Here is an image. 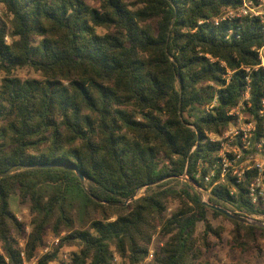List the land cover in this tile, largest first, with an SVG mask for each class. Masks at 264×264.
<instances>
[{"label":"trees","instance_id":"16d2710c","mask_svg":"<svg viewBox=\"0 0 264 264\" xmlns=\"http://www.w3.org/2000/svg\"><path fill=\"white\" fill-rule=\"evenodd\" d=\"M0 5V264H23L22 252L36 264H57L63 253L70 264H141L158 232L164 245L148 264H210L205 253L225 233L211 222L219 218L244 250L264 239L263 228L208 206L253 213L249 177H228L208 204L196 179L198 166L205 176L216 161L210 136L229 128L247 87L250 112L260 109L259 18L216 24L238 0ZM22 69L38 78H19ZM14 195L29 209V234ZM170 200L180 208L167 216ZM48 229L60 241L41 256Z\"/></svg>","mask_w":264,"mask_h":264},{"label":"built area","instance_id":"2783aa9c","mask_svg":"<svg viewBox=\"0 0 264 264\" xmlns=\"http://www.w3.org/2000/svg\"><path fill=\"white\" fill-rule=\"evenodd\" d=\"M238 1L239 6L227 10L219 19L215 20L216 24L240 18H259L264 24V0ZM6 41L10 42L8 37ZM256 52L261 64L255 70L261 68L264 71V47ZM247 71L249 72L250 69ZM247 82L250 83L249 78H247ZM216 102L217 98L207 110L212 109ZM251 108L250 88L247 87L239 104L228 112V116L231 118L229 128L221 135L210 136V142L218 146L216 161L211 166L206 165L208 172L205 176L201 173L202 166H198L196 179H203L208 186V191L211 192L215 186L225 183L228 177L234 179L237 184L249 177L248 198L255 211L242 213L240 216L242 215L241 217L248 221L264 223V96L256 115L250 112ZM214 179L217 181L210 185ZM185 180H189L187 176H185ZM59 241V238H54L40 251L41 256L48 254ZM21 247L23 248V245ZM21 258L23 264H36L37 262L35 260L28 263L24 252L21 253ZM154 260L155 251L151 249L141 264L153 263ZM114 262L118 263L117 257ZM60 263L70 264L69 253H63L60 256Z\"/></svg>","mask_w":264,"mask_h":264},{"label":"rangeland","instance_id":"374dc122","mask_svg":"<svg viewBox=\"0 0 264 264\" xmlns=\"http://www.w3.org/2000/svg\"><path fill=\"white\" fill-rule=\"evenodd\" d=\"M93 6H99V3L95 1H89ZM0 20L1 22H7V18L4 14L3 7L0 5ZM19 78L22 79H30V78H38V76L30 69H22L19 70L16 74ZM201 198L207 204L209 203V198L211 196L210 191H205L202 189H198ZM146 193V190L143 189L139 192L138 197L143 196ZM129 202L125 203L124 206H127ZM11 207L15 212L17 218L21 222L27 223L26 234L31 232V228L28 225L30 223L31 217L29 213V209L27 206L23 205L20 201L19 196L14 195L11 200ZM180 208L179 202L176 200H170L168 204V210L166 215L169 216L170 214L176 212ZM116 218H112L115 220ZM212 224L215 227H223L225 229V233L223 235V241L219 244L212 252L205 253V259L209 261L210 264H264V239H259L256 243L249 245L247 249H243L240 246H237L236 243L233 241L231 236V231L234 229L233 225L223 219H211ZM203 225L201 224L198 228V234L203 230ZM66 233H63L61 237H64ZM55 237L53 236L52 230L48 229L47 235L45 237L46 244H50L51 241ZM23 245L25 247V242L22 241L20 243V247ZM164 242L160 241L159 232L155 235L153 242L150 246V250L153 249L156 253L157 248L163 247ZM22 248V247H21ZM57 264H61L58 262ZM122 264L118 258V263Z\"/></svg>","mask_w":264,"mask_h":264},{"label":"water","instance_id":"95a60500","mask_svg":"<svg viewBox=\"0 0 264 264\" xmlns=\"http://www.w3.org/2000/svg\"><path fill=\"white\" fill-rule=\"evenodd\" d=\"M79 177H80L81 180H84L82 175L79 174ZM200 196H201V194H200ZM132 200H134V198ZM205 204H207V203H205ZM208 206L212 210L218 211V212H220L221 214L225 215L226 217H228L230 219L236 220L238 222H242L244 224H251L253 226H256V227L264 229V223H262L260 221H248L247 219L239 216L238 214L231 213L230 211H228V210H226L224 208H221V207H218V206H215V205H209V204H208Z\"/></svg>","mask_w":264,"mask_h":264}]
</instances>
